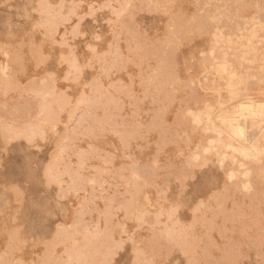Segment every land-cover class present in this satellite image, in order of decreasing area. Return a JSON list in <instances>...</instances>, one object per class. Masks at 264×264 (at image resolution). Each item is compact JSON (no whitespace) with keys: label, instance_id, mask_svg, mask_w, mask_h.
I'll return each mask as SVG.
<instances>
[{"label":"rangeland","instance_id":"obj_1","mask_svg":"<svg viewBox=\"0 0 264 264\" xmlns=\"http://www.w3.org/2000/svg\"><path fill=\"white\" fill-rule=\"evenodd\" d=\"M0 264H264V0H0Z\"/></svg>","mask_w":264,"mask_h":264},{"label":"bare ground","instance_id":"obj_2","mask_svg":"<svg viewBox=\"0 0 264 264\" xmlns=\"http://www.w3.org/2000/svg\"><path fill=\"white\" fill-rule=\"evenodd\" d=\"M218 32V31H217ZM250 32V31H249ZM255 35V34H254ZM251 37V36H250ZM218 38V37H217ZM248 38V37H247ZM249 39V38H248ZM253 50V49H252ZM253 62V61H252ZM254 63V62H253ZM223 67V66H222ZM253 111H255V110H253ZM263 113V112H262ZM260 115V114H259ZM259 117H261V116H259ZM240 126V125H239ZM246 131V130H245ZM232 132V131H231ZM236 132H237V130H236Z\"/></svg>","mask_w":264,"mask_h":264}]
</instances>
